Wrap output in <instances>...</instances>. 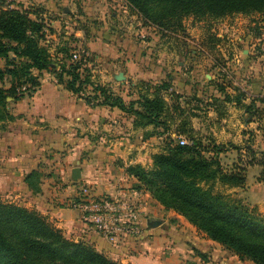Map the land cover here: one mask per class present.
<instances>
[{
    "label": "rangeland",
    "instance_id": "obj_1",
    "mask_svg": "<svg viewBox=\"0 0 264 264\" xmlns=\"http://www.w3.org/2000/svg\"><path fill=\"white\" fill-rule=\"evenodd\" d=\"M0 4L4 7L28 12L36 11L38 18L44 24V36L41 43L51 55L52 64L42 72L32 71L39 84V80L42 78H51L52 81L66 89L65 82L69 80V76L63 73V82L59 83L56 73L60 66L66 63V59L63 58L65 54L62 51L67 49L69 51L67 55L71 56L70 59L76 54L75 62L81 61V66L78 69L80 78L83 79L85 75H88L90 81L89 84L86 83L83 86L79 94L74 95L85 103V99H89L90 107L92 104L97 105L101 99L98 92H94L93 85L104 86L115 96L122 97L126 104H129L131 101H137L139 95L153 93L152 89L144 88L141 84L159 86L162 83H167L168 89L161 92V95L169 108L168 120L174 123L181 117H185L188 121V114H184L186 102L194 105V113L198 117L192 118L193 120L189 119V122L195 129V136L201 141V152L208 158L217 157L221 168L225 171L234 170V166L238 169H246L247 163L252 159L249 156V160L243 154V145L246 141L256 142L258 138L264 140V127L259 135L255 132L247 133L241 119L237 116L240 115L239 111L231 106L232 104L224 105L223 113L220 111L219 116L208 110L206 106L207 103H210L209 99L212 101L223 100L224 93L234 91V88L243 91L247 81L251 79L248 77H264V13L232 14L220 18L188 17L182 20V29L168 31L151 26L134 13L124 0H0ZM120 39L124 46H130L132 49L135 47L136 59L140 60L139 58L143 57L149 61L147 66H152L150 69L159 74L155 80L133 81L128 79L125 82L122 73L110 78L109 81L102 77V71H107L105 64L109 59H101L96 52L91 50L90 46L97 42L112 45L114 40ZM249 48L252 53L249 55L250 60L243 61L242 58L247 56L243 53V49ZM9 59H13L12 53L9 54ZM236 61L238 62L236 63ZM4 62V59H0L1 68H4ZM178 73L187 79L185 82L187 86L181 84L176 85L175 88L173 81L175 77H178ZM106 74L108 73L106 72ZM119 76H122L123 79L117 80ZM12 81L9 76H6L3 80V88L8 89ZM22 86L21 89L18 88V94L24 93L22 99L14 101L7 98L6 100L8 102L7 109L13 119L0 123V142L5 140L9 143L10 157L13 156V152L15 154V151L19 154L22 145H26L27 155L35 153L34 150L37 147V150L41 151L39 154L45 159L39 169L44 175H53L52 182L56 184L54 179L59 177L57 171L59 166H55L51 160L55 159L58 153L42 149L43 145L50 144L52 138L49 134H39L36 122L31 121L23 114L24 108L17 106L18 102L30 99L39 86L32 94L26 90L30 89L29 85ZM189 88L190 91H188ZM176 90L179 92L177 93ZM194 99L197 101H193ZM174 105L180 108L182 114L170 109ZM134 107L138 109L137 105ZM130 117L134 118L133 115ZM159 131L161 134L149 130L140 134L139 138L131 140V142L135 140L131 144L146 143V146H143L141 150L142 154L147 151L149 158H147L145 167H150L149 161L152 162L150 158L165 151L170 139L171 144H175L180 136L188 142L190 141L188 136L176 135V131H172V129H169L172 131L169 132L171 136L163 134L161 129ZM146 133L154 134L146 141ZM92 137L95 140L96 136ZM213 145L215 147L219 145L222 149L217 151ZM133 149L135 154L139 152L135 148ZM2 151H6V149L3 148ZM216 152L218 154H215ZM16 159L13 158L12 161ZM257 170V167L249 170L243 188H227L217 183L216 189L228 194L231 200L258 212V207L250 204L258 201L257 193L250 190L254 185V176L257 175ZM259 175L261 176V173ZM57 184H63L62 180ZM67 185H69L68 182ZM83 185L92 190L93 185L88 183H83ZM69 186H72V183ZM80 186L81 184H78V187ZM18 200L0 196V201L5 203L9 201L13 204L17 203V205L22 203L20 199ZM148 201L147 198L146 203H149ZM152 206L155 209L157 207L154 203ZM74 213L78 216L77 211L74 210ZM164 215L163 219L167 213ZM151 216L152 213L148 212L146 218L149 219ZM161 229L160 234L163 237L168 236L166 241H172L177 236H179L178 239L184 240L181 250L178 251H171L170 245L161 244L159 246L157 253L161 255L162 259L170 260L167 264H254L248 260H239L232 251L210 240L195 227L178 222L174 217L167 218V225L165 224ZM136 241L129 244L134 245Z\"/></svg>",
    "mask_w": 264,
    "mask_h": 264
},
{
    "label": "trees",
    "instance_id": "obj_2",
    "mask_svg": "<svg viewBox=\"0 0 264 264\" xmlns=\"http://www.w3.org/2000/svg\"><path fill=\"white\" fill-rule=\"evenodd\" d=\"M129 8L151 26L159 30L182 29V20L192 18H220L232 14L264 13V0H124ZM44 24L38 12L4 7L0 4V59L5 60L0 67V123L11 121L7 109V98L22 99L18 88L27 84L29 94L39 86L32 71L42 72L52 64L51 55L42 45ZM66 63L56 73L59 83L66 73L69 80L65 87L73 94H79L89 77L80 78L78 69L81 61L72 62L67 49ZM61 52V53H62ZM12 53L13 59H9ZM9 76L13 81L8 89L3 88V80ZM152 89L150 95H139L137 101L126 104L107 88L93 85L94 92L101 97L97 105L117 108L134 116V125L153 127V132L171 136L169 129L175 126L176 135L188 136V145L171 144V139L163 153L154 155L150 167L134 165L127 168L129 175L137 180L135 190L147 192L166 210H172L185 218L189 224L204 233L210 240L232 251L241 261L264 264V217L254 209L231 200L228 194L216 189V184L227 188H243L246 183V169L225 171L219 159L205 157L201 152V141L195 136V129L181 117L176 123L168 120V105L161 92L168 89L167 83L159 86L141 84ZM238 90V89H237ZM245 94L236 91L235 95L224 93L223 100L242 107L254 120H260L262 110L255 102L242 104ZM97 98V95H95ZM86 104H91L85 99ZM138 106L135 109L134 106ZM170 109L182 114L177 105ZM169 114V116H168ZM189 118V117H188ZM154 133H146L145 137ZM214 146V145H213ZM219 151V145L214 146ZM252 160L247 166L258 164L264 167V152H256L244 146ZM215 154H218L217 152ZM255 154L260 158L256 159ZM254 160V161H253ZM256 160V161H255ZM32 172L26 177H35ZM264 181V172L260 176ZM254 210V211H253ZM0 264H122L98 252L83 241L68 239L61 230L54 227L45 216L23 206L0 201Z\"/></svg>",
    "mask_w": 264,
    "mask_h": 264
},
{
    "label": "crops",
    "instance_id": "obj_3",
    "mask_svg": "<svg viewBox=\"0 0 264 264\" xmlns=\"http://www.w3.org/2000/svg\"><path fill=\"white\" fill-rule=\"evenodd\" d=\"M121 41L122 39L114 40L112 45L97 42L90 46L91 50L96 52L101 59L110 60L105 64L108 74L103 70L102 77L109 81L110 78L122 73L125 82L128 79L133 81L155 80L159 74L150 69L152 66H147L149 61L143 57L139 58L140 60L136 59L135 47L132 49L130 46H124ZM250 50V48L243 49V53L247 54L242 58L243 61L250 60L249 55L252 54ZM248 78L251 79L247 81L246 88H243L244 92L239 90L245 94L242 104L248 105L256 99L264 100V77ZM39 81V87L33 96L18 102L17 106L24 108L23 114L31 121L36 122L39 134L51 136L50 144L48 146L43 145L42 149L58 153L56 154L57 157L51 160V163L59 166L57 170L59 177H55V184L52 182L53 175H44L39 169L45 159L41 157L39 154L41 151H38L37 147L34 150L35 153L27 155V147L22 145L19 154L15 151V154L13 152V156L10 157L9 143L4 140L0 142V196L11 200L20 199L22 203H18V205L25 208L31 207L45 216L68 239L90 244L98 252L114 261L122 264H167L170 260L168 258L162 259L161 255L157 253L159 246L161 244L170 245L171 251H178L181 250V245L184 243L182 238H177L179 236L172 241H166L168 236L163 237L160 234L161 228L165 224L167 225V218L174 217L178 222L188 226L192 225L174 211L164 209L149 193L144 192L145 199H149V203H146L147 211L155 217L152 219L151 216L148 219L150 220L148 225H153L154 222H157V225L147 226L142 237L134 245H113L84 225L74 213V209L70 207V202L74 197L72 186H69L71 183L72 185L91 184L93 185L92 191L97 195H113L121 189L136 186L137 180L129 175L127 168L134 165L145 167L148 155L147 151L141 153L146 143L131 144L135 141L131 142V140L139 138L138 136L144 132L153 130V127L135 126L134 118L117 108L90 107L72 92L52 81L51 78H42ZM186 81L187 79L178 73V77L174 78L173 83L176 88V85L181 84L187 86ZM236 91H238L237 88H234V91L228 93L235 95ZM176 92L179 91L176 90ZM213 97L217 98L216 96ZM193 101L197 100L194 99ZM199 102L201 103V101ZM208 102H210L206 105L208 110L217 113L218 116L224 105L232 104L231 106L239 111L240 115H236L241 119L247 133L253 134L255 132L259 135L264 127V103L255 102L256 107L262 110V116L260 120H254L253 118L250 119L242 107L236 106L233 102L212 101L211 99ZM190 104L186 102L184 114H188L191 120L197 118L198 115L194 113L195 106ZM170 129L173 131L175 126H171ZM92 136H96L95 140ZM151 137L149 136L145 140L147 141ZM243 138L245 139V136ZM246 145L256 152H264V140L258 138L256 142L246 141L242 152L247 158L249 154L245 152L244 146ZM3 148L6 151H2ZM133 148L139 152L135 154ZM13 158L17 159L12 161ZM255 158H260L259 154H255ZM250 159L252 158L250 157ZM149 163L151 164L150 161ZM254 167H257L258 170L257 175L254 176V185L250 190L257 193L258 201L248 203L257 206L258 213L264 217V182L258 180L259 173L264 172V167L258 164L250 165L246 168L245 176L247 180L249 170ZM74 168H78L80 171V177L76 182L71 177ZM32 172H36L37 175L27 181L26 177ZM61 180L63 184H57ZM153 203L157 205L156 209L152 206ZM166 213L167 215L163 219L162 216H165ZM158 216L160 217L158 218ZM171 246L173 247L171 248Z\"/></svg>",
    "mask_w": 264,
    "mask_h": 264
},
{
    "label": "built area",
    "instance_id": "obj_4",
    "mask_svg": "<svg viewBox=\"0 0 264 264\" xmlns=\"http://www.w3.org/2000/svg\"><path fill=\"white\" fill-rule=\"evenodd\" d=\"M8 3L10 1H7ZM77 55L72 56L75 62ZM179 145H188L178 137ZM74 197L70 207L79 220L113 245H127L138 240L148 226L145 193L133 188L121 189L113 195H97L89 187L72 185Z\"/></svg>",
    "mask_w": 264,
    "mask_h": 264
},
{
    "label": "water",
    "instance_id": "obj_5",
    "mask_svg": "<svg viewBox=\"0 0 264 264\" xmlns=\"http://www.w3.org/2000/svg\"><path fill=\"white\" fill-rule=\"evenodd\" d=\"M121 79H123L122 76L117 77V80H121ZM71 177H72V179L74 180V182H76V181L79 179V177H80V171H79L78 168H74V169L72 170V172H71ZM153 225H154V226L157 225V222H154ZM153 225H150V224H149L148 226H149V227H153Z\"/></svg>",
    "mask_w": 264,
    "mask_h": 264
}]
</instances>
